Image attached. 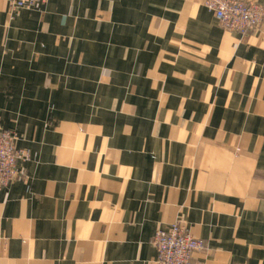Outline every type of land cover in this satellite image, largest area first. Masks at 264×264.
<instances>
[{
  "label": "crops",
  "instance_id": "obj_1",
  "mask_svg": "<svg viewBox=\"0 0 264 264\" xmlns=\"http://www.w3.org/2000/svg\"><path fill=\"white\" fill-rule=\"evenodd\" d=\"M0 0V117L29 158L0 189V264H264V24L203 0ZM264 4V0H250Z\"/></svg>",
  "mask_w": 264,
  "mask_h": 264
},
{
  "label": "built area",
  "instance_id": "obj_2",
  "mask_svg": "<svg viewBox=\"0 0 264 264\" xmlns=\"http://www.w3.org/2000/svg\"><path fill=\"white\" fill-rule=\"evenodd\" d=\"M46 0H13L12 8H25ZM228 32L247 33L262 28L264 5L248 0H204ZM16 134L3 129L0 117V189L16 180L22 170L19 162L29 158L28 150L16 145ZM153 244L157 249L155 264H193L194 254L203 250L204 240L197 238L181 225L175 223L158 229Z\"/></svg>",
  "mask_w": 264,
  "mask_h": 264
},
{
  "label": "rangeland",
  "instance_id": "obj_3",
  "mask_svg": "<svg viewBox=\"0 0 264 264\" xmlns=\"http://www.w3.org/2000/svg\"><path fill=\"white\" fill-rule=\"evenodd\" d=\"M248 1H250V0H248ZM45 2H47V0L45 1ZM45 2H43V3H45ZM251 2H253V1H251ZM205 2H204V0H203V5L205 6V4H204ZM254 3H257V2H254ZM264 5V4H263ZM212 12V11H211ZM215 15V14H214ZM2 125V124H1ZM3 127V126H2ZM3 129H5L4 127H3ZM6 130V129H5ZM7 131H9V130H7ZM23 175V173H21L20 174V176L18 177V178H20L21 176Z\"/></svg>",
  "mask_w": 264,
  "mask_h": 264
}]
</instances>
